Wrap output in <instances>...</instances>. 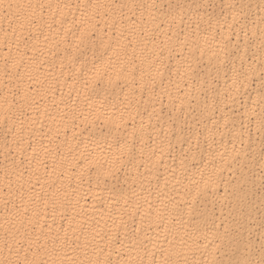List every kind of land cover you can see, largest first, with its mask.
<instances>
[{
	"label": "bare ground",
	"instance_id": "bare-ground-1",
	"mask_svg": "<svg viewBox=\"0 0 264 264\" xmlns=\"http://www.w3.org/2000/svg\"><path fill=\"white\" fill-rule=\"evenodd\" d=\"M0 4V264H264V0Z\"/></svg>",
	"mask_w": 264,
	"mask_h": 264
},
{
	"label": "snow or ice",
	"instance_id": "snow-or-ice-1",
	"mask_svg": "<svg viewBox=\"0 0 264 264\" xmlns=\"http://www.w3.org/2000/svg\"><path fill=\"white\" fill-rule=\"evenodd\" d=\"M0 6H2V4H0ZM231 7H234V5H230ZM9 7H11V5H9ZM170 8H175L176 9V16L173 17V19L179 18V19H183V11L185 8L184 4L181 3H176L175 5H169ZM233 24H237V20H236V16H233ZM239 29L242 31L243 30V25H238ZM230 30H235L232 28V26H229ZM231 43H232V39L231 37H229L226 42L224 43V45L218 50V53H214V55H217L218 60H219V65L217 68V73H219V71H221L222 69H229L231 71H233L235 73V78L233 80V85L234 87L231 89V91L226 94L224 96V100L225 101H232L233 103L236 102V98L237 96L240 94V88L239 87H235V85L237 84V82L239 81V79L242 77L244 80H247L249 78V73L254 71V69L251 68V66H249L248 69L244 68L243 63L241 64V69L239 71H237L234 67L230 68V64H231V57L233 55H235V53L233 51H231ZM261 53H262V60H264V34H262V43H261ZM260 72H261V79L262 81H264V63L261 64L260 67ZM105 76L107 77V73H105ZM93 81L97 84H104V78L100 76L99 72H96L93 75ZM107 83L108 86L111 85V77H107ZM88 82H85V87H88ZM262 105H264V100L261 101ZM259 131H264V107H262L261 110V119L259 122ZM119 159V158H117ZM109 174H113L111 172V170H109ZM3 264H21V262L19 261H8V262H3ZM22 264H37V262L35 261H29L27 260V258H25V260L22 262ZM39 264H43V262H39ZM164 264H173V262L170 261H165ZM238 264H246V262H238Z\"/></svg>",
	"mask_w": 264,
	"mask_h": 264
}]
</instances>
